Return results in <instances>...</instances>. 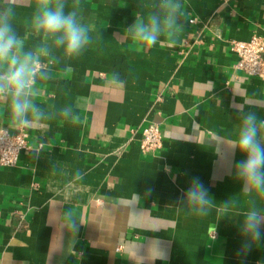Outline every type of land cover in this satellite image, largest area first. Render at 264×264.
I'll return each instance as SVG.
<instances>
[{"label": "crops", "instance_id": "crops-1", "mask_svg": "<svg viewBox=\"0 0 264 264\" xmlns=\"http://www.w3.org/2000/svg\"><path fill=\"white\" fill-rule=\"evenodd\" d=\"M152 2L78 0L91 42L41 58L42 120L20 128L0 108V131L30 146L0 166V264H264V241L241 251L242 217L264 215V197L244 191L232 148L241 113L264 119V83L234 69L230 49L264 41V0H181V30L145 48L126 29ZM36 7L0 0L24 51L50 47L32 27ZM150 123L162 144L145 152ZM194 177L204 205L186 198Z\"/></svg>", "mask_w": 264, "mask_h": 264}, {"label": "clouds", "instance_id": "clouds-1", "mask_svg": "<svg viewBox=\"0 0 264 264\" xmlns=\"http://www.w3.org/2000/svg\"><path fill=\"white\" fill-rule=\"evenodd\" d=\"M32 27L45 45L50 47L23 50L21 38L11 24V10L0 14V108L7 112L8 120L17 127L26 128L39 123L43 111L38 107L34 89L38 81L47 80L51 73L39 67L41 58L51 48L60 49L66 57L79 56L90 44L89 27L78 12V0H36ZM181 0H153L143 14L134 15L126 29L128 38L145 48L161 42L165 34L181 30ZM68 110H64V115ZM232 148L243 159L236 164L237 178L243 182L244 191L254 190L264 197V119L255 112L241 113ZM186 198L204 205L209 193L199 178L194 177ZM264 215L250 207L242 217L240 233L245 238L241 249L247 253L257 243L264 241Z\"/></svg>", "mask_w": 264, "mask_h": 264}, {"label": "built area", "instance_id": "built-area-1", "mask_svg": "<svg viewBox=\"0 0 264 264\" xmlns=\"http://www.w3.org/2000/svg\"><path fill=\"white\" fill-rule=\"evenodd\" d=\"M231 51L237 60L234 69L259 79L264 83V41L258 37H252L249 41H232ZM162 137L157 125L148 124L141 131L139 147L142 151L153 152L161 148ZM30 150L27 136L23 132L9 133L0 131V166L13 167L20 153Z\"/></svg>", "mask_w": 264, "mask_h": 264}]
</instances>
